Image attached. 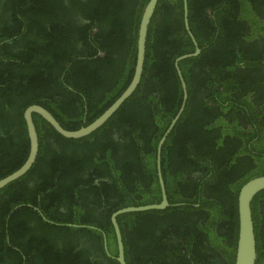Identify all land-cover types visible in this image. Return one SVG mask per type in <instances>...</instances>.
<instances>
[{
	"label": "trees",
	"instance_id": "trees-1",
	"mask_svg": "<svg viewBox=\"0 0 264 264\" xmlns=\"http://www.w3.org/2000/svg\"><path fill=\"white\" fill-rule=\"evenodd\" d=\"M147 2L1 1L0 180L29 155V106L78 130L124 92ZM182 2H158L141 83L99 130L66 139L35 115L37 161L0 190V264H91L76 246L103 250V232L116 256L112 214L161 202L158 145L183 101L175 60L195 52ZM187 4L202 51L180 64L189 98L162 150L171 206L119 217L128 264H235L239 191L264 175V0ZM252 209L264 235V191Z\"/></svg>",
	"mask_w": 264,
	"mask_h": 264
},
{
	"label": "water",
	"instance_id": "water-1",
	"mask_svg": "<svg viewBox=\"0 0 264 264\" xmlns=\"http://www.w3.org/2000/svg\"><path fill=\"white\" fill-rule=\"evenodd\" d=\"M0 0V4H1ZM160 0H149L146 3L145 9L143 11L139 30H138V40H137V57L136 65L133 78L124 90V92L119 96V98L107 109L105 112L100 115L95 121L89 125L82 126L78 130H68L62 127L61 123L56 119V117L45 107L41 105H31L24 112V119L26 122V131L28 132L29 138V155L25 163L16 171L9 174L8 176L0 180V190L8 186L9 184L21 179L24 177L35 165L39 151H40V139L39 133L36 129L34 116L38 115L43 118L50 127L55 130L58 134L63 136L66 139H82L85 138L97 130L101 126L105 125L113 115L122 107V105L136 92L138 89L146 63L147 56V40L149 36V29L152 22V19L155 15L157 4ZM188 0H183L182 4L184 5V25L185 29L190 37L191 41L195 46V52L182 55L175 60V67L180 78L183 89V101L181 108L175 118L170 122V126L161 138L158 151H157V172L158 180L161 189V202L141 205V206H128L121 208L114 212L111 216V222L114 227L115 236H116V248L118 249L117 261L120 264H128L125 255L124 239L119 224V217L124 214L130 213H141L154 210H165L171 206L168 198L167 188L162 171V150L166 142L167 137L175 128L176 122H178L186 108V104L189 98L188 87L186 80L184 78L181 62L190 58L197 57L201 54L202 49L200 48L197 39L195 38L189 22V7L187 4ZM264 191V175L254 177L247 181L240 189L238 196V220H239V232H238V241L235 253V264H257V242H256V231L253 218V209L252 204L255 197ZM18 209V207L16 208ZM71 225V224H70Z\"/></svg>",
	"mask_w": 264,
	"mask_h": 264
},
{
	"label": "flooded vegetation",
	"instance_id": "flooded-vegetation-1",
	"mask_svg": "<svg viewBox=\"0 0 264 264\" xmlns=\"http://www.w3.org/2000/svg\"><path fill=\"white\" fill-rule=\"evenodd\" d=\"M134 71H135V69H134ZM34 118H35V116H34ZM36 126H37V124H36ZM38 133H39V139H40V143H41L40 132L38 131ZM262 212H263V210H262ZM261 217L264 219V214H261ZM69 226H75V227H77L79 225H75V224H71L70 225L69 224ZM80 227H82V226H80ZM259 229H261V227ZM255 231H256V239H257L256 240V242H257V250L260 253H264V235L259 230L257 232L256 227H255ZM103 240H104L103 245H101V248H103V250H100V251H97L96 250V248H95L96 245L94 243L87 244L86 243V241H87L86 239H80L79 242H78V246H76V247H77V249L81 250L80 254L82 255V257L88 263L91 262V264H111L109 259H113V260H116L117 261L116 258H117V255H118V249L116 248L117 249V251H116L117 252V255L115 256L113 254V252H115L114 249L112 247L109 248L107 246L108 245V239H107V235H106L105 232H103ZM116 245H117V243H116ZM257 257H258V254H257Z\"/></svg>",
	"mask_w": 264,
	"mask_h": 264
}]
</instances>
